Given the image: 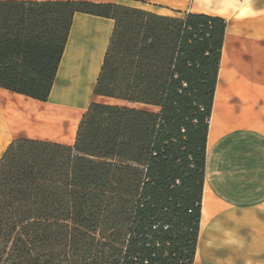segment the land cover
Masks as SVG:
<instances>
[{"label":"trees","instance_id":"obj_1","mask_svg":"<svg viewBox=\"0 0 264 264\" xmlns=\"http://www.w3.org/2000/svg\"><path fill=\"white\" fill-rule=\"evenodd\" d=\"M75 11L115 24L73 146L0 158V264H192L224 20L116 3L0 0V87L46 100Z\"/></svg>","mask_w":264,"mask_h":264},{"label":"crops","instance_id":"obj_2","mask_svg":"<svg viewBox=\"0 0 264 264\" xmlns=\"http://www.w3.org/2000/svg\"><path fill=\"white\" fill-rule=\"evenodd\" d=\"M84 1L224 20L192 264H264V0ZM114 24L112 17L73 13L46 100L0 87V158L19 138L73 146L91 102L159 111L94 93Z\"/></svg>","mask_w":264,"mask_h":264}]
</instances>
